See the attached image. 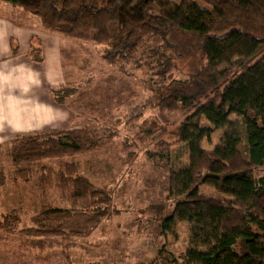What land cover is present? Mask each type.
Masks as SVG:
<instances>
[{
  "label": "trees",
  "instance_id": "1",
  "mask_svg": "<svg viewBox=\"0 0 264 264\" xmlns=\"http://www.w3.org/2000/svg\"><path fill=\"white\" fill-rule=\"evenodd\" d=\"M0 1L37 16L50 32L91 42L104 62L123 72L129 66L141 70L144 86L158 94L152 106L161 114V124L178 122L179 140L188 150L186 164L178 168L161 137L164 127L149 128L139 139L152 137L153 149L146 155L167 174L165 199L172 209L160 219L162 234L171 232L177 221L191 225V245L179 257L161 249L165 255L160 264H264V174H256L264 165V0ZM176 34L193 38L190 50L171 40ZM188 52H200L199 69L184 80L175 79L176 60ZM29 54L42 62L41 48ZM73 89H53V97L62 103ZM139 110L133 120L145 105ZM164 111L179 115L169 121ZM232 115L239 122L231 121ZM218 129L224 130L219 143L205 149L202 140ZM99 144L76 129L41 130L17 135L7 154L17 180L27 172L24 164ZM4 178L1 171L0 186ZM70 182L74 198L90 199L83 214L96 221L106 215L110 200L104 189L83 176ZM201 185L224 197L200 193ZM80 214L46 208L33 217L37 231L21 232L62 233L61 223L55 222ZM8 219L5 215L0 223Z\"/></svg>",
  "mask_w": 264,
  "mask_h": 264
},
{
  "label": "rangeland",
  "instance_id": "2",
  "mask_svg": "<svg viewBox=\"0 0 264 264\" xmlns=\"http://www.w3.org/2000/svg\"><path fill=\"white\" fill-rule=\"evenodd\" d=\"M8 15H12L9 8ZM171 40L188 50L194 44L192 37L181 34ZM200 62V52L186 53L176 60L173 77L186 79L199 69ZM104 76L109 82L111 103L103 96L92 97V86H103L100 81ZM145 78L141 70L132 66L123 72L108 64V68L102 67L98 72L93 85L74 86L62 102L69 107L72 120L65 130L76 129L85 139L100 142L96 148L24 164L21 168L27 172L17 180L8 155L17 135L0 149V172L5 176L0 186V220L5 215L9 218L7 223H0V264H160L165 255L161 249L179 257L191 245L189 223L177 221L166 235L160 229V219L172 209L171 202L165 199L167 174L161 164L148 159L146 151L153 149V141L149 140L152 137L146 136L141 142V132L164 127L161 137L170 145L176 168L186 164L188 150L179 140L178 122L161 124V114L152 106L158 94L144 86ZM96 103L101 105L96 107L98 112L107 109L103 115L94 112ZM142 105L145 110L133 120L132 115H138ZM162 115L171 121L179 114L164 111ZM230 120L239 122L234 115ZM223 132L216 130L201 145L213 149ZM66 165L71 166L66 169ZM256 174H264V165ZM76 176H83L92 186L106 191L110 203L101 219L96 221L83 214L90 209L89 198L72 196L70 180ZM199 191L214 198L224 197L209 185H201ZM46 208L71 209L81 214L59 218L55 223H61L62 233H22L24 229L39 228L33 217Z\"/></svg>",
  "mask_w": 264,
  "mask_h": 264
},
{
  "label": "crops",
  "instance_id": "3",
  "mask_svg": "<svg viewBox=\"0 0 264 264\" xmlns=\"http://www.w3.org/2000/svg\"><path fill=\"white\" fill-rule=\"evenodd\" d=\"M8 8L12 15H8ZM0 10L1 149L21 133L66 129L72 124L70 109L56 102L52 90L93 85L98 72L108 64L97 55L91 42L50 32L36 16L18 6L0 2ZM12 47L16 53H12ZM32 48H41L42 62L31 58ZM101 79L104 84L92 86V97L108 100L107 76ZM98 106L101 105L96 103V113ZM105 110L98 113L103 115Z\"/></svg>",
  "mask_w": 264,
  "mask_h": 264
}]
</instances>
